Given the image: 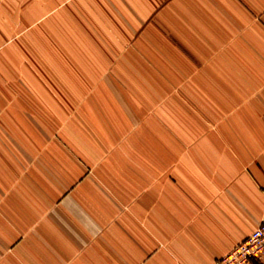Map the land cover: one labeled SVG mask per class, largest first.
<instances>
[{
  "label": "crops",
  "instance_id": "0c3cea01",
  "mask_svg": "<svg viewBox=\"0 0 264 264\" xmlns=\"http://www.w3.org/2000/svg\"><path fill=\"white\" fill-rule=\"evenodd\" d=\"M5 1L30 24L140 29L151 81L189 83L190 138L124 167L0 164V264H213L264 220V0Z\"/></svg>",
  "mask_w": 264,
  "mask_h": 264
},
{
  "label": "rangeland",
  "instance_id": "374dc122",
  "mask_svg": "<svg viewBox=\"0 0 264 264\" xmlns=\"http://www.w3.org/2000/svg\"><path fill=\"white\" fill-rule=\"evenodd\" d=\"M18 13L0 1V164L41 170L49 156L71 154L124 167L110 160L188 141L189 83L151 81L159 68L141 66L140 29L87 34L88 20L30 24Z\"/></svg>",
  "mask_w": 264,
  "mask_h": 264
},
{
  "label": "built area",
  "instance_id": "2783aa9c",
  "mask_svg": "<svg viewBox=\"0 0 264 264\" xmlns=\"http://www.w3.org/2000/svg\"><path fill=\"white\" fill-rule=\"evenodd\" d=\"M264 260V220L213 264H251Z\"/></svg>",
  "mask_w": 264,
  "mask_h": 264
}]
</instances>
